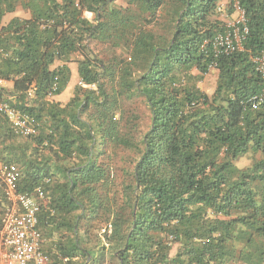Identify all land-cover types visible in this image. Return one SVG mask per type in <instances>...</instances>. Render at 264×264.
I'll return each mask as SVG.
<instances>
[{
    "label": "trees",
    "instance_id": "trees-1",
    "mask_svg": "<svg viewBox=\"0 0 264 264\" xmlns=\"http://www.w3.org/2000/svg\"><path fill=\"white\" fill-rule=\"evenodd\" d=\"M122 1L0 0V80L12 81L0 98L36 125L22 136L0 117V161L17 165L22 192L51 179L38 228L62 220L64 233L50 263L97 262L90 244L109 224L113 264H264V102L248 103L264 95L251 58L264 49V0H240L244 49L217 57L219 0ZM93 42L121 53L104 63ZM74 55L78 83L61 104ZM212 63L208 93L198 83ZM133 96L148 111L140 135L134 116L122 122ZM110 145L133 154L119 187Z\"/></svg>",
    "mask_w": 264,
    "mask_h": 264
},
{
    "label": "built area",
    "instance_id": "built-area-1",
    "mask_svg": "<svg viewBox=\"0 0 264 264\" xmlns=\"http://www.w3.org/2000/svg\"><path fill=\"white\" fill-rule=\"evenodd\" d=\"M227 9L219 31L211 39L213 55L230 54L244 49L248 33L245 10L240 0H227ZM222 11L221 5L217 6ZM229 12V14H228ZM256 71L264 77V49L252 56ZM215 63L210 65L214 68ZM81 82L79 81V84ZM56 85H53L55 88ZM32 94V90L29 91ZM50 96V94H49ZM264 102V95L255 94L248 99L252 109ZM0 117L7 120L10 129L18 135L28 136L36 133L33 119L9 102L0 98ZM18 167L11 162L0 161V188L5 200V207L0 215V264H51L49 256L43 251V237L38 228V213L46 204V184L51 179L45 178L42 184L31 192L18 189ZM107 235L110 225L103 229Z\"/></svg>",
    "mask_w": 264,
    "mask_h": 264
},
{
    "label": "rangeland",
    "instance_id": "rangeland-1",
    "mask_svg": "<svg viewBox=\"0 0 264 264\" xmlns=\"http://www.w3.org/2000/svg\"><path fill=\"white\" fill-rule=\"evenodd\" d=\"M120 1L123 2L122 0ZM220 21L223 22L224 20H220ZM90 47L92 51H94L96 56L104 63L108 62L109 59L112 57V55L121 53L119 49L110 48L100 43L93 42L90 44ZM72 57L74 60L72 62H76V60L78 59V56L74 55ZM71 69L74 72L70 76V79L67 85L62 90V93L60 96V98L62 99H64L65 97L71 94L72 92L71 88L74 82L76 81V84L78 83L76 65L74 63L71 64ZM215 77H216V71L214 68H211V70L206 75H204L202 81L198 83L199 88L208 93H211L215 86L214 84ZM120 109L122 113V122H124V124L129 125L128 120L131 119L132 116H134V119H135L134 121L138 125V134L140 135L142 132L146 130L147 125H148V111H147L146 105L142 98L138 96H133L131 98H124L120 102ZM125 129H127V127L123 128V131H125ZM132 157H133V154L130 151L126 150L125 148L112 147L111 145L108 146V158L105 160V162L109 164L111 171L114 175V180H115L114 182L115 184L118 185V187L123 181L127 179L126 176L128 175V172L130 171V168H131L130 163H131ZM248 162H249V159L244 158V157L239 160V164H243V165L247 164ZM107 226L108 224L105 225V227H103L102 229H105ZM104 232L105 231L103 230L102 232H98L100 233V235L97 237H99L100 242L97 244H94V242L96 241L95 240L90 244V247L98 246L99 249L101 250L102 245H106L105 243L106 240L103 237ZM97 258H98V261H97L98 264L103 262V257H101L100 254L97 256ZM81 259L82 258H80L79 260ZM89 259L90 257L87 258L84 264H94V262L88 263ZM108 261L110 262V259H108Z\"/></svg>",
    "mask_w": 264,
    "mask_h": 264
},
{
    "label": "crops",
    "instance_id": "crops-1",
    "mask_svg": "<svg viewBox=\"0 0 264 264\" xmlns=\"http://www.w3.org/2000/svg\"><path fill=\"white\" fill-rule=\"evenodd\" d=\"M227 0H219V2H218V5H221V9H222V11H219L218 13H217V15H216V18L218 19V20H223V17L225 16V14L224 13H222V12H225L227 9H224V8H226V6H227ZM18 14H21V12H17ZM85 15H86V17H88V18H91V15L90 14H88V13H85ZM10 16V15H9ZM6 18V17H5ZM72 63H74L76 66H77V64H76V62H70L69 63V67H70V69H71V64ZM74 71L71 69V75H72V73H73ZM78 77V76H77ZM78 82V81H77ZM75 84H76V81L74 82V84H73V86H72V88H71V90H72V92H71V94L69 95V96H67V97H65L64 99H62V98H60V96H61V93L59 94V95H57V96H55L54 97V99H55V101H58V102H60L61 104H64V103H66L68 100H69V98L72 96V94H73V89H74V86H75ZM11 87H12V81H6V80H0V88H7V89H11ZM2 93H4V91L2 92ZM69 215V214H68ZM60 216H62V217H64L65 215L63 214V213H61L60 214ZM70 216V215H69ZM62 220H59L58 222H56V223H51V224H47V225H42L41 227H40V230H41V233H42V235H43V242H42V248H43V251L48 255V252L47 251H49V250H51L50 249V247H49V244L50 243H52V242H55L57 239H58V236H61L62 235V232L64 233V230L62 229V228H59L57 225L61 222ZM102 228L101 229H99V230H95L96 232H97V236H99L100 235V233H98V232H102ZM107 245V244H106ZM105 245V246H106ZM93 250H92V252L96 255V257L100 254V256L101 257H103V262L102 263H100V264H113L112 263V260L113 259H111V254H112V252H111V250L110 249H104V250H100L99 249V247L97 246V247H91ZM108 259H110V262L108 261ZM108 261V262H107ZM94 264H98V262H94Z\"/></svg>",
    "mask_w": 264,
    "mask_h": 264
}]
</instances>
